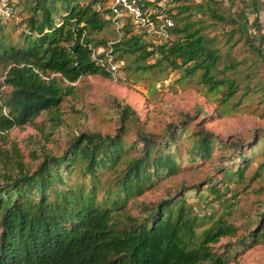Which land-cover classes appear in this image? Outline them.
Here are the masks:
<instances>
[{
  "label": "trees",
  "instance_id": "obj_1",
  "mask_svg": "<svg viewBox=\"0 0 264 264\" xmlns=\"http://www.w3.org/2000/svg\"><path fill=\"white\" fill-rule=\"evenodd\" d=\"M107 1L23 0L28 15L16 43L5 41L3 22L8 17H0V134L33 124L41 113L51 128H57L62 124L59 107L66 96L75 94V81L87 75L109 77L90 58L89 48L107 42L92 36L110 25ZM170 3L171 39L154 44L124 26L111 44L114 58L135 54L145 61L157 52L173 69L184 66L186 75L199 70L200 82L210 90L224 86L221 102L225 104L238 86L235 79L214 76L221 52L214 38L203 32L202 21L192 19L201 5L192 0ZM244 5L253 13L264 10V0ZM208 11L212 19L236 24L215 9ZM239 17L245 21L243 12ZM233 31L238 32L233 43L244 34L235 26L226 43ZM260 38V47L251 46L257 54L264 43ZM234 66L229 61L223 69ZM118 113L121 123L131 120L127 105ZM187 131L184 125L168 124L160 138L136 131L132 140L124 137L127 126L104 135L80 131L66 141L60 154L42 151L32 168L13 159L14 167L0 172V264H228L245 249L264 242L263 208L251 228L233 242L213 247L221 237L235 236L237 231L224 212L216 214L224 205V191L216 183H241L257 143L217 160L218 178L207 179L202 188L211 196L205 203H215L213 210L200 213L181 186L143 206L141 215L127 211L130 202L179 172V142ZM190 137L187 161L210 159L215 144L209 134L200 130ZM260 146L264 150V136ZM193 191L196 194L198 189Z\"/></svg>",
  "mask_w": 264,
  "mask_h": 264
},
{
  "label": "rangeland",
  "instance_id": "obj_2",
  "mask_svg": "<svg viewBox=\"0 0 264 264\" xmlns=\"http://www.w3.org/2000/svg\"><path fill=\"white\" fill-rule=\"evenodd\" d=\"M22 2L12 0L13 12L3 22L5 41L8 43H16L19 32L25 29L24 20L28 11ZM192 2L201 5L192 19L202 21L205 26L203 32L214 38V46L221 52V60L213 71L215 78L227 76L235 79L238 86L225 104L221 102L225 87L210 90L200 82L199 70L186 75L184 66L173 69L159 57L140 61L135 54H126L120 60L121 78L118 80L87 75L74 82L75 94L66 96L59 107L62 124L57 128H51L47 116L41 113L33 124L2 132L0 172L14 167L13 159L16 158L32 168L42 151L60 154L66 141L80 131L104 135L113 134L120 126H127L124 137L132 140L136 131L160 138L168 124L184 125L188 131L179 142V172L130 202L127 211L132 215H141L143 206L157 202L181 186L185 187L189 202L198 205L200 213L208 212L207 208L213 210L216 205L205 203L211 196L202 188L207 179L214 181L218 178L219 173L214 169L217 160L221 156L228 157L233 151L248 150L257 143L256 153L241 183H216L224 191V205L216 214L224 212L226 221L236 226L237 231L235 236L221 237L213 247L221 248L251 228L257 214L264 208V164L257 168L264 163V150L260 146L264 136V43L261 54L251 48L260 47L262 43L260 35L264 37V10L253 13L244 5L249 0ZM208 8L221 12L225 18H233L236 24L231 25L228 19L221 22L212 19ZM241 12L245 21L239 17ZM254 23L258 24V29ZM235 26L242 28L244 34L233 43L238 37V32L233 31L229 43H226L227 33ZM92 36L96 39L103 37L107 41L117 38L110 25ZM229 61L235 65L234 68L224 70L223 65ZM154 62L157 64L150 66ZM1 74L0 67V79ZM246 87L248 92L244 93ZM123 104L130 108L131 120L121 123L118 112ZM200 130L207 132L214 141L211 157L205 161H187V149L192 142L190 134L192 136V132ZM4 155L9 157L6 159ZM8 160L10 162L7 163ZM193 187L198 189L196 194ZM228 264H264V242L245 249Z\"/></svg>",
  "mask_w": 264,
  "mask_h": 264
},
{
  "label": "built area",
  "instance_id": "obj_3",
  "mask_svg": "<svg viewBox=\"0 0 264 264\" xmlns=\"http://www.w3.org/2000/svg\"><path fill=\"white\" fill-rule=\"evenodd\" d=\"M106 17L117 38L105 45L90 47V58L113 80L121 78L120 60L114 58L111 44L117 41L123 27L143 36L154 44H161L172 38L170 0H108ZM13 12L12 0H0V17H9ZM159 55L153 54L154 58Z\"/></svg>",
  "mask_w": 264,
  "mask_h": 264
}]
</instances>
